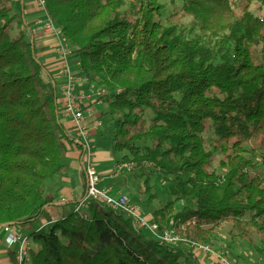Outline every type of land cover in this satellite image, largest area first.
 <instances>
[{"label": "trees", "instance_id": "16d2710c", "mask_svg": "<svg viewBox=\"0 0 264 264\" xmlns=\"http://www.w3.org/2000/svg\"><path fill=\"white\" fill-rule=\"evenodd\" d=\"M181 1L194 38L164 22L160 0H46V10L84 78L103 90L112 150L129 154L120 162L132 163L147 192L153 174L168 184L173 200L154 211L156 222L188 223L187 237L204 244L230 223L233 238L256 235L264 254V173L248 157L264 158V51L253 52L264 45V15L252 11L264 0ZM16 24L24 27L0 0V228L44 214L46 183L63 171L71 143L58 88ZM143 231L90 200L30 232L28 256L31 264H202Z\"/></svg>", "mask_w": 264, "mask_h": 264}, {"label": "crops", "instance_id": "0c3cea01", "mask_svg": "<svg viewBox=\"0 0 264 264\" xmlns=\"http://www.w3.org/2000/svg\"><path fill=\"white\" fill-rule=\"evenodd\" d=\"M19 3L21 4L20 13H13V10L12 13L18 16V21L22 22V20H27L28 25L32 28L35 21L43 17L38 7L37 0H10L11 9H13L14 4L18 5ZM21 29L24 30L26 37H28L35 48L38 60L45 66L58 88L60 118L71 139V143H67V153L63 161V171L46 183L45 194L50 202L43 208L44 214L39 217L37 221L27 226L32 232L33 230H46L55 220L73 211L77 202L85 195L86 178L82 168V146L75 140V126L71 120L65 118L62 114V91L65 80L60 74L61 58L57 51L60 46V40L52 34L31 32L22 25L21 27L17 26L15 28L16 32H19ZM70 60H72V65L70 66L71 70L78 80L76 93L91 96L90 99L80 102L79 105L84 112L85 121L89 127L90 142L96 151L95 166L98 168L97 170H99L98 172L103 181L105 177L112 179L109 174L113 167L120 161L114 158L111 148L105 149L103 135L97 138L99 129L104 126L101 122L103 117L105 120L106 116L104 112H107V104L103 101H97V93L92 92L97 89H99V92L103 90L84 78L79 70L77 60L73 58V55L69 57V61ZM108 138L111 140V145H113L112 133H110ZM124 186V183L116 182L113 186L108 188L111 193L116 194L113 196H119L124 194ZM144 208L142 207V212H144ZM144 213L150 214L147 212ZM17 227L24 236H29L30 232L25 231L26 227L20 225ZM28 249H36L35 244H33L30 238L28 239ZM16 261V247L13 249L7 247L5 243V234L0 230V264H16Z\"/></svg>", "mask_w": 264, "mask_h": 264}, {"label": "built area", "instance_id": "2783aa9c", "mask_svg": "<svg viewBox=\"0 0 264 264\" xmlns=\"http://www.w3.org/2000/svg\"><path fill=\"white\" fill-rule=\"evenodd\" d=\"M38 7L43 17L37 19L31 28L27 20H22L24 27L31 32L52 34L59 38L60 46L57 51L61 58L60 74L64 77L65 83L62 91V114L72 121L75 126V140L82 146V168L85 174V195L77 202L73 211L82 212L90 200L102 202L105 206L118 210L127 215L133 221L136 228L149 231L156 240L162 244L187 248L195 253L203 254L213 264H234L222 251L214 250L210 245L190 240L186 235L188 223L175 224L173 221L166 226L156 222L152 214L142 212L138 204L130 202L125 195L112 196L110 189L101 187V175L98 174L95 166V148L90 142L89 127L85 121V115L80 107V102L91 98L87 94H77V78L71 70L69 57L72 55L71 48L46 10V0H37ZM133 169L132 163L119 162L110 172V177L117 178L124 173H130ZM191 224H195L192 220ZM5 234V243L8 248L16 247V264H24L28 257V237L18 229L17 226L6 224L1 229Z\"/></svg>", "mask_w": 264, "mask_h": 264}, {"label": "rangeland", "instance_id": "374dc122", "mask_svg": "<svg viewBox=\"0 0 264 264\" xmlns=\"http://www.w3.org/2000/svg\"><path fill=\"white\" fill-rule=\"evenodd\" d=\"M235 1V0H234ZM161 4L163 5V20L166 24H174L178 25L179 28L187 34L188 37L194 38L196 37L197 31H189L191 26V18L188 16L183 15L181 11L182 1L181 0H160ZM239 3V2H238ZM237 3V6L239 5ZM21 4L19 3L14 4L13 6V13H20ZM252 11L259 16L264 15V10H258L256 8H252ZM17 27V24L14 25V32H16L15 28ZM254 51L258 52V56L261 55V51H264V45L259 47L258 49H254ZM74 58V56H73ZM70 66L72 65V60L69 61ZM93 93H97L98 97L102 95L103 91L99 92V89L92 91ZM91 93V92H90ZM97 97V99H98ZM105 114V120L103 117L102 124L104 125L103 128L99 129V132L97 134V138H99L101 135H103L105 143L104 147L111 148V140L108 138L110 133H114V126L113 121L111 117L107 114V112H104ZM209 133L206 135L207 138L209 137ZM114 158L119 159V161H122L124 156H128L127 151H112ZM248 157L256 163V170L260 173H264V158H261L258 155L257 150H254L252 153L248 154ZM150 169L152 168L150 165H148ZM96 169H98L96 167ZM149 169V168H148ZM113 170V169H112ZM99 170H97L98 172ZM99 174V172H98ZM100 175V174H99ZM118 179H108L104 178L101 180L100 186L108 188L110 186H113L116 182L124 183V194L128 195L130 202L138 204L140 208H144V212L153 214L155 210L163 207L168 202H170L172 197L170 196L168 192V184H163L157 179V173L150 176V181L147 185H149L150 189L149 191H145V178H136L132 172L130 173H124L120 177H117ZM111 195H116L114 193H111ZM125 195V196H126ZM183 207L182 202H178L175 205V210L178 211ZM143 212V213H144ZM25 231L31 232L30 229L25 226ZM3 228V226L1 227ZM49 228L47 227L46 230ZM232 229V225L230 223H224L221 226H219L215 230V234L212 237V242H210L208 245H210L214 250L216 251H222L225 253V255L232 261L234 264H264V254H261L258 251V248L261 247L260 240L257 238L256 235H253L251 240H244V239H235L230 235V231ZM143 233L147 237H153V235L149 231H143ZM34 244V243H33ZM207 244V243H206ZM29 255V251H28ZM200 262L202 264H213L210 259H208L203 254L197 255ZM24 264H31L29 256L26 258Z\"/></svg>", "mask_w": 264, "mask_h": 264}, {"label": "water", "instance_id": "95a60500", "mask_svg": "<svg viewBox=\"0 0 264 264\" xmlns=\"http://www.w3.org/2000/svg\"><path fill=\"white\" fill-rule=\"evenodd\" d=\"M2 228H0V230H1Z\"/></svg>", "mask_w": 264, "mask_h": 264}]
</instances>
